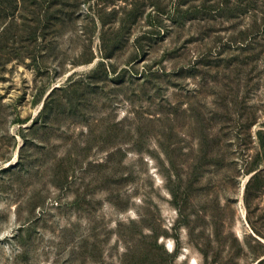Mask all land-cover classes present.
<instances>
[{"label":"rangeland","instance_id":"obj_1","mask_svg":"<svg viewBox=\"0 0 264 264\" xmlns=\"http://www.w3.org/2000/svg\"><path fill=\"white\" fill-rule=\"evenodd\" d=\"M0 264H264V0H0Z\"/></svg>","mask_w":264,"mask_h":264},{"label":"trees","instance_id":"obj_2","mask_svg":"<svg viewBox=\"0 0 264 264\" xmlns=\"http://www.w3.org/2000/svg\"><path fill=\"white\" fill-rule=\"evenodd\" d=\"M223 2H224V1H223ZM133 61H135V60H133ZM99 66H105V65H104V62H100ZM64 87L67 88V87H69V85L64 86ZM67 89H68V88H67ZM54 90H55V88H53L52 91H51V92L49 93V95L47 96L46 101H45V104H44V106H43V109H45V107L47 106L48 98L51 96V94L53 93ZM43 109H42V110H43Z\"/></svg>","mask_w":264,"mask_h":264},{"label":"bare ground","instance_id":"obj_3","mask_svg":"<svg viewBox=\"0 0 264 264\" xmlns=\"http://www.w3.org/2000/svg\"><path fill=\"white\" fill-rule=\"evenodd\" d=\"M169 247H170V249H171V244H169Z\"/></svg>","mask_w":264,"mask_h":264}]
</instances>
